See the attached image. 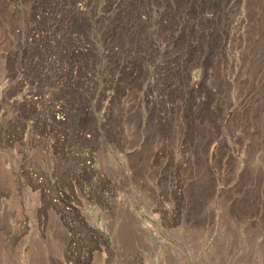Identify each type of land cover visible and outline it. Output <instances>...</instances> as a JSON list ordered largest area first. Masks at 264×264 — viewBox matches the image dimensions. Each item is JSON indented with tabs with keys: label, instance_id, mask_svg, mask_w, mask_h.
<instances>
[{
	"label": "rangeland",
	"instance_id": "374dc122",
	"mask_svg": "<svg viewBox=\"0 0 264 264\" xmlns=\"http://www.w3.org/2000/svg\"><path fill=\"white\" fill-rule=\"evenodd\" d=\"M263 18L0 0V264H264Z\"/></svg>",
	"mask_w": 264,
	"mask_h": 264
},
{
	"label": "bare ground",
	"instance_id": "6f19581e",
	"mask_svg": "<svg viewBox=\"0 0 264 264\" xmlns=\"http://www.w3.org/2000/svg\"><path fill=\"white\" fill-rule=\"evenodd\" d=\"M2 1V0H1ZM91 1V0H90ZM121 1V0H120ZM57 2V1H56ZM136 2V1H135ZM194 2V1H193ZM73 3V2H72ZM100 3V2H99ZM257 4V3H256ZM111 5V4H110ZM207 5V4H206ZM126 6V5H125ZM212 6V5H211ZM55 7V6H54ZM79 7V6H78ZM120 7V6H119ZM80 8V7H79ZM122 8V7H121ZM239 8V7H238ZM251 8V7H250ZM237 9V8H236ZM53 10V9H52ZM48 11V10H47ZM107 11V10H106ZM263 11V10H262ZM253 12V11H252ZM122 13V12H121ZM124 13V12H123ZM238 13V12H237ZM228 14V13H227ZM249 14V13H248ZM261 15V14H260ZM143 16V15H142ZM256 16V15H255ZM170 17V16H169ZM204 18V17H203ZM100 19V18H99ZM140 19V18H139ZM145 19V18H144ZM264 19V18H263ZM200 20V19H199ZM99 21V20H98ZM196 21V20H195ZM74 24V23H73ZM217 24V23H216ZM123 26V25H122ZM199 26V25H198ZM251 26V25H250ZM167 27V26H166ZM171 27V26H170ZM213 29V28H212ZM216 29V28H215ZM198 31V30H197ZM203 31V30H202ZM184 32V31H183ZM263 32V31H262ZM105 34V33H104ZM122 34V33H121ZM239 34V33H238ZM262 34V33H261ZM191 35V34H190ZM211 35V34H210ZM254 35V34H253ZM107 36V35H106ZM60 38V37H59ZM78 39V38H77ZM258 40V39H257ZM214 44V43H213ZM219 45V44H218ZM263 45V44H262ZM261 46V45H260ZM134 47V46H133ZM132 47V48H133ZM217 47V46H216ZM179 48V47H178ZM255 48V47H254ZM259 48V47H258ZM36 49V48H35ZM261 49V48H260ZM39 50V49H38ZM136 50V49H135ZM165 51V50H164ZM256 51V50H255ZM147 53V52H146ZM260 53V52H259ZM177 56V55H176ZM181 56V55H180ZM155 57V56H154ZM247 58V57H246ZM263 58V57H262ZM185 59V58H184ZM56 60V59H55ZM176 60V59H175ZM189 60V59H188ZM255 60V59H254ZM177 62V61H176ZM254 62V61H253ZM179 63V62H178ZM31 64V63H30ZM81 65V64H80ZM249 65V64H248ZM252 65V64H251ZM133 66V65H132ZM153 69V68H152ZM122 70V69H121ZM3 73V72H2ZM262 75V74H261ZM165 76V75H164ZM205 81V80H204ZM40 82V81H39ZM216 87V86H215ZM262 87V86H261ZM194 88V87H193ZM259 90V89H258ZM157 91V90H156ZM181 91V90H180ZM252 91V90H251ZM36 92V91H35ZM205 92V91H204ZM38 93V92H37ZM147 93V92H146ZM258 93V92H257ZM43 94V93H42ZM175 94V93H174ZM177 94V93H176ZM172 95V94H171ZM213 95V93H212ZM164 96V95H163ZM257 96V95H256ZM254 97V96H253ZM32 99V98H31ZM202 99V98H201ZM247 100V99H246ZM255 100V99H254ZM162 105V104H161ZM181 105V104H180ZM231 105V104H230ZM238 106V105H237ZM67 109V108H66ZM40 112V111H39ZM237 112V111H236ZM151 116V115H150ZM76 117V116H75ZM155 117V116H154ZM156 118V117H155ZM60 119V118H59ZM69 121V120H68ZM243 121V120H242ZM167 122V121H166ZM257 123V122H256ZM163 125V124H162ZM166 126V125H165ZM243 128V127H242ZM238 131V130H237ZM253 131V130H252ZM256 132V131H255ZM237 135V134H236ZM181 136V135H180ZM189 138V137H188ZM199 142V141H198ZM173 143V142H172ZM174 144V143H173ZM217 146V145H216ZM173 147V146H172ZM203 147V146H202ZM206 147V146H205ZM247 151V150H246ZM75 155V154H74ZM250 159V158H248ZM170 161V160H169ZM249 161V160H248ZM248 168V167H247ZM177 169V168H176ZM66 171V170H65ZM260 178V177H259ZM97 181V180H96ZM243 181V180H242ZM106 182V181H105ZM114 183V182H113ZM248 183V182H247ZM207 185V184H206ZM114 186V185H113ZM203 186V185H202ZM200 188V187H199ZM208 191V190H207ZM107 197V196H106ZM204 197V196H203ZM124 219V218H123ZM127 222V221H126Z\"/></svg>",
	"mask_w": 264,
	"mask_h": 264
}]
</instances>
